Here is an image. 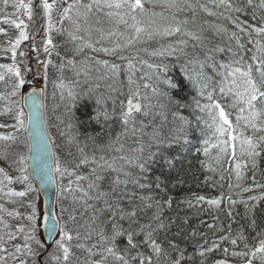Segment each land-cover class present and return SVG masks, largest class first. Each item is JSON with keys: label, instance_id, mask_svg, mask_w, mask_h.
Returning a JSON list of instances; mask_svg holds the SVG:
<instances>
[{"label": "trees", "instance_id": "1", "mask_svg": "<svg viewBox=\"0 0 264 264\" xmlns=\"http://www.w3.org/2000/svg\"><path fill=\"white\" fill-rule=\"evenodd\" d=\"M193 1H196L195 3L201 7V11L198 10L194 13L199 23L197 26L193 25L192 19L186 28L199 34L201 42L185 37L188 39L185 48L187 56L177 53L175 56L159 57L151 56L150 53L166 47L168 44L175 45L178 37L154 35L149 40L144 36L141 41L135 42L118 53L123 56L137 57L133 61L135 68L131 73L127 69V61L117 59L114 55H106L102 51L93 52L88 48L79 53L76 51L77 46L89 40L98 49L101 47L111 48L116 43L124 44L126 42L125 37L132 35V29L125 28L123 24L117 26L114 17L110 18L105 15L108 11L122 10L105 8L101 12H96L94 9L89 14L88 24H85L83 17L77 21L75 10L69 13L71 19L64 18L62 20L60 19L62 16L57 19V22L62 20V24L59 26L62 31V41L73 46L65 56V58L68 57L64 60L66 64L60 60V67L63 66L65 70V75L62 77L64 87H57L56 89L58 90L56 100H58L59 118L58 126H54L56 132L62 136L59 135L60 141H56L55 144L58 161L59 163L62 162V169L67 167L69 171L74 172L72 176L67 173L63 175L59 173L58 175L59 215L63 224L62 228H68L73 235V240L70 242L72 256L70 255L69 261L74 258L76 264H78V259L79 264H85L88 260H101L100 253L103 252L105 245L100 234L103 232L105 236H111L112 231L110 223L112 217L105 206V200H107L113 207L119 204L125 211L131 210L132 207L139 209L145 203H152V208H145L143 211L138 210V219L141 225L152 222L153 214L157 211L160 212L168 227L154 235L157 242L161 243L163 251L159 257H156L146 245H142L139 249L146 256H152L153 264H173V261L178 258L181 260V264H247L249 259L252 260V264H261V254L256 253V256L252 257L251 253L259 247V241L264 239V142L260 140V137H264V131H258L251 126L246 127L244 120H241L236 127L235 134L239 138H250L260 146L257 149L260 151V155L256 157H250L247 155V151H241V143L235 147L236 155H243L244 157V161L239 163L241 175L237 179V163L232 166L229 165L227 163L230 162L228 157L227 159L221 158L220 162L217 163L215 157L219 153V149L213 145L217 143L218 138L216 134L212 138L209 137L208 131L214 132L215 129L208 127V124L211 123L208 110L201 111V107L211 103L207 96L212 94L214 100L218 101L231 114L230 119L236 125L238 108L232 107L234 97L227 93L231 78L228 80H225V77L217 78L219 71L216 68L220 64H217L216 60L228 63L230 59L228 51L231 49V51L242 52L241 55L246 57V63L244 62L246 66L254 65L251 56L255 51V42L259 40L264 44V36L258 35L252 29L264 27V22H257L259 8L264 6V0H251V4L248 3V0H225L223 4L220 3V0H186L187 3ZM11 2L13 0H9V4ZM80 2L88 3L90 0H80ZM165 3L166 0H156L155 6L146 3L145 8L149 14L155 11V7H158L164 11L163 15L165 16L180 15L177 13V9L164 7ZM229 3L232 5L231 8L227 7ZM182 7H185V4H182ZM208 7L214 11V16L219 11L229 12L233 15V20L224 23L218 22L214 18V22H212L214 25L211 26L212 23H207L210 20H206V11H204V8L208 9ZM37 8L38 5H35L36 12ZM237 8L240 11H236ZM14 12V8H4L2 0H0V25L5 19L9 20ZM41 16L43 15L41 14L37 19L38 31L40 27H44V22L39 21ZM147 18V16L141 17V19ZM155 20L157 25L166 26L167 24L161 22L158 17ZM74 21L80 24L82 28L80 32H76ZM131 23L132 21L129 19V25ZM88 28L91 29L90 34L84 30ZM241 28H244L245 31L242 32ZM97 29L105 33L115 30L124 35L118 38L112 37L96 44L95 42L100 38V32ZM246 31L252 33L250 39L254 40L253 44L249 43L244 49L236 42L231 44ZM69 33L83 38L85 35L87 38L82 41H73ZM34 37H37V41L41 44L44 43V34L41 33ZM193 45L197 46L194 48ZM249 48L251 50L247 52ZM215 49H223V51H216ZM193 56L198 58L204 67L201 69L199 64H187L188 74L192 76L190 81L181 68ZM28 57L35 62L32 59L33 56L25 54L24 58ZM17 59L19 63L22 61L21 56ZM69 60L74 63H69ZM96 61H108L109 64L120 65L119 74L112 77L111 73L102 64H97ZM141 61H146L147 64L167 65L168 70L166 73L158 72L148 68L147 64H143ZM129 74H132L137 83L141 85L146 82L156 87L157 95L155 96L151 93V89H142V92L147 91L152 96L151 102L155 107L148 117L134 113L137 131L133 134L131 125H129L128 134L126 136L121 135L120 141L117 143L116 136L124 132V126L119 119V105L122 100L126 101ZM141 76L146 77V79L141 80ZM253 77L256 82L261 81L259 74L255 71H253ZM165 79L171 80L176 87H168L163 82ZM12 82L6 77L0 81V97H2L0 98V124L3 125H7L4 117L11 124L12 111L8 112L6 109L14 110L15 105L19 106V96L10 95ZM257 84L260 85L258 82ZM260 86L264 90V85ZM222 87L225 89V95L220 92ZM69 90L73 93L72 96L68 95ZM121 91L125 95H121ZM97 100L101 102L98 104ZM256 109L261 115L255 120V123L258 128H264V103L257 101ZM113 110H115L113 119L105 121L101 117L99 122L93 119L97 111H107L112 115ZM242 115L247 116V111ZM181 117L183 120L180 119ZM141 121H143V132L140 131ZM181 128H183V132L179 131ZM154 131L157 133L160 142L152 139ZM241 133H243L242 136ZM185 136L188 140L187 144L183 142ZM177 137L180 139L173 142L174 138ZM70 138L71 144L68 143ZM205 140L208 141L207 144L204 143ZM77 145L84 148L85 154L89 158L95 157L98 163H89L76 168L75 164L80 159ZM121 145H123V150L116 151ZM141 145L144 147L142 156L139 151H133L139 149ZM205 147L209 150L207 156L203 152ZM243 147L247 148L246 145ZM69 151L72 152V156H68ZM149 153H155L154 160H147ZM4 154L6 155V152ZM100 156H104L108 163H113L117 171L114 172L107 167L103 169L98 167V164L105 162L100 161ZM120 156L132 159L133 163L129 164L127 160H120ZM201 156H203L202 160H200ZM142 159L147 160V170L143 173L136 167V162ZM166 160H172L173 165L169 166L165 162ZM253 160H255V167L248 170L246 165H253ZM0 168L5 172L6 168L1 164ZM93 168H96V174L102 176L103 179L96 180L92 174ZM125 172L129 173V176L126 177L123 174ZM25 175H27L26 171L20 172V179ZM76 176L86 177V179L77 181ZM117 177L121 181L128 180L127 187L123 183L115 186L113 182ZM158 177L159 182H162L161 188L155 187ZM9 179H5V175L0 173V207H4L1 211L5 209L7 198L10 197L9 191H12L10 184L5 182ZM134 179H139L142 184L150 185V187L141 188L131 182ZM70 181L71 184H69ZM92 182L97 187L89 188V183ZM27 183L30 184L29 180ZM7 187L10 188L6 192ZM69 187L72 191H65ZM113 187H116L115 193H112ZM84 192H87L88 196H84ZM100 193H109V195L97 199ZM239 195L241 196L238 197ZM142 196L152 199L141 201L140 197ZM201 196L204 197V200H198V197ZM242 196L243 198H241ZM117 197L123 198L117 199ZM62 198H65L64 201ZM212 199L219 200V205L207 203L208 200ZM236 199L243 200V202L233 204ZM167 200H171L170 206L165 203ZM157 201L160 202L159 209L156 206ZM101 209L104 210L101 211ZM5 215L1 213L0 220L4 219ZM38 215H36L35 224H37ZM70 216H75V220L70 219ZM120 223L125 228L128 227L127 221H120ZM209 225L213 227H209ZM138 226L133 225V227ZM153 226H155L154 223ZM89 230H91V237L85 239ZM5 233V227L1 228L0 226V264H6L9 257L10 259L21 260L23 256L21 255L22 251L20 253L15 251L14 245H18L20 248L22 246V243L17 240V235L13 244H9L8 236ZM77 233H79V239L76 238ZM135 239L142 241L143 236ZM233 239L237 241L235 245L231 243ZM77 244H83L85 248H78L76 247ZM93 244L97 245V248L93 249L96 254L90 256L86 249ZM172 244H175L176 247L173 248ZM124 245L125 239L120 238L117 246L121 251H123ZM3 249H7V251ZM208 249L212 250L208 251ZM201 252L204 253L203 256L200 255ZM242 252L249 253V255L233 254ZM213 253L215 256L212 257ZM44 262H46L45 258L40 259L39 264H45ZM105 264H115V262L112 257H109Z\"/></svg>", "mask_w": 264, "mask_h": 264}, {"label": "snow or ice", "instance_id": "2", "mask_svg": "<svg viewBox=\"0 0 264 264\" xmlns=\"http://www.w3.org/2000/svg\"><path fill=\"white\" fill-rule=\"evenodd\" d=\"M2 3L5 7L8 6L9 0H2ZM56 3V0H53V3H49L48 0H40L39 7L42 8L43 13L45 17L48 18V27L49 29L52 28L51 24V13L52 9L54 7V4ZM152 4L153 6L156 5V0H90L88 3H81L80 0H73L71 4H68L66 8L63 9L62 14V20L64 18H69V13L75 10V15L77 18V21L83 17L85 24H88V17L89 14L93 12L95 9L96 12H101L103 9H118L122 11L112 12L108 11L105 13L110 18L116 19V24L119 26L120 24H123L125 28H131L132 29V35L125 37V43L120 44L116 43L113 47H101L96 48L95 45L89 40L88 42L83 43L82 45L77 46L76 51L83 52L85 48L91 49L93 52L95 51H102L106 55L111 54L117 57V59L125 60L127 61V69L131 73L135 65L133 63L134 60L137 59L136 56L128 57L119 55V51H122L124 48H127L128 46L134 44L137 41H141L142 37L146 36L149 40L153 38L154 35H159L163 37H173L177 36L178 39L174 44H168L166 47H162L160 49L154 50L150 53L151 56H175L177 53L183 54L187 56L188 54L185 52V48L188 44V39L201 42V36L197 34L196 32L189 31L185 26L189 23L187 19L182 21H177L175 17L173 16L172 21L167 23L166 26H160L156 24L155 18L157 16L163 17V13H148L145 4ZM220 3H225V0H220ZM248 3L251 4V0H248ZM166 8H175L178 11H184V8L180 7L179 3H177V0H166V3L163 5ZM12 7L16 10L14 13H12L13 16H17L21 10L24 11V13L27 15L28 20H32L33 18V0H28V3H25L24 0H13ZM187 7L195 13V9L191 4H188ZM227 7L231 8L232 5L229 3L227 4ZM204 11H208L207 8H204ZM236 11H240L239 8L236 9ZM212 13L209 12V15ZM147 16V19H141V17ZM129 19L132 21V23L129 25ZM4 23H10L14 25L17 29L27 28V25L24 23L23 20H7L5 19ZM75 29L76 32H80L82 30L80 24L78 22H75ZM99 23V21H97ZM85 31H88L90 34L91 29H84ZM242 32L245 31L244 28L240 29ZM3 30L0 29V32ZM98 32H100V38L95 42L96 44L101 43V41L112 38V37H121L124 34L120 33L115 30H110L107 33L103 32L100 29H97ZM252 31L257 33L258 35L264 36V27H256L253 28ZM71 39L73 41L76 40H83V37L77 36L73 33H69ZM179 37H187L188 39H183ZM28 33L24 30H21L19 32V36L15 39V43L12 45V57L13 60H15L16 56V48L19 46L22 40H27ZM47 44L51 45L52 40L49 38L47 40ZM197 45H193L195 48ZM242 48L243 45H240ZM216 51H223V49H215ZM45 52L49 51V48L45 46L44 48ZM147 51V49H145ZM231 51V49H229ZM179 58V57H177ZM211 58L210 56L208 57ZM251 60L254 62L253 64H249L247 70H241L240 68H231L230 64H223L221 63L219 65L220 68L229 69L230 71H227L225 80H228V78H231L230 80V86L227 88V93H230L234 97V102L232 104L233 108H238V114L236 116V125L233 124V122L230 119V113L226 111L225 107L222 106L218 101L214 100V97L212 94H209L207 96V99L211 102L207 105H203L201 107V111H204L205 109L208 110V116L211 120V123L208 124V127L215 129V134L217 136V143L213 145V147H216L219 149V153L215 157L217 163L220 162L222 156H227L229 154V149H231V156L235 157V141L239 138L236 133V127L239 125V122L241 120L245 121V126H251L253 129H256L258 131H264V128H258L257 124L255 123V120L261 115V113L256 109V102L260 101L264 103V90H262V87L257 84L256 80L253 77V71L259 74L261 81L264 82V44H262L259 40L255 42V51L252 53ZM69 63H74L72 60H69ZM97 64H102V66L108 70V72L111 73L112 77H116L119 74L120 71V65L116 63L109 64L108 61H96ZM143 64H147L146 61H141ZM187 64L196 65L199 64L200 68L203 69L204 64L198 60L195 56L193 58L187 60L185 62V65L182 66L181 70L184 71L185 76L191 81L192 76L188 74L187 71ZM0 67H4L7 69L8 73H11L15 76L16 81L12 85V91L10 92L11 96L17 95V89L22 87L25 83L23 77L21 76L20 69L18 67H12L8 65H0ZM147 67L150 69H155L158 72H167L168 68L167 65H154V64H147ZM195 71V69H193ZM5 77L3 74H0V81L4 80ZM141 80H145L146 77L141 76ZM168 87H176L172 83L171 80L165 79L163 81ZM128 83V91L126 94V101L120 102V115L119 119L122 125L124 126V132L122 134H118L116 136V142L118 143L120 141L121 135H127L129 131V125H131V131L133 134L137 131L135 124V116L134 113H138L140 115H143L144 117H148L151 114V110L155 107V105L152 104V96L148 94L147 91L151 89V93L153 95L157 94L156 87L152 86L149 83H143L142 85L137 83V81L133 78L132 74L128 75L127 78ZM58 87L63 88L64 84L61 81V83L58 85ZM111 87V86H109ZM220 92L222 95H225V89L222 87L220 89ZM121 95H125L123 91L120 93ZM202 94V93H201ZM63 95V94H62ZM69 96H72L73 93L71 90L68 92ZM2 98V97H0ZM24 104L27 106L29 105V98H23ZM101 101L97 100V103L99 104ZM31 105L35 107V101H31ZM6 111L11 112L12 109L8 108ZM247 111L248 115L244 116L242 115ZM115 115V110H113V114L110 115L107 111H97L96 116L93 117L94 120L97 122L100 121L101 117L105 121L109 119H113ZM15 124L11 125V127L15 128L17 132L23 131L25 133L32 132L34 128L37 126V116L36 113L30 111L27 114V117L25 116V112L23 110V107L18 109L15 112ZM183 120V117L180 118ZM141 129L140 131L143 132V121H141ZM8 125L0 124V127H7ZM180 132H183V128L179 129ZM241 136L243 133L240 134ZM223 137H227L226 139H221ZM152 139L154 141H158L157 133L154 131L152 134ZM180 139V137L174 138L173 142H176V140ZM0 140H15L14 135H7V136H0ZM261 142H264V137H260ZM183 142L185 144L188 143V140L185 137H183ZM43 140L41 138L40 144H43ZM69 144L72 143L71 138L68 141ZM205 144L208 143L207 140L204 141ZM242 148L241 151H247V155L250 157H256L260 155V151L257 149L260 147L259 144H256L252 141L250 138H245L240 141ZM246 145L247 148L245 149L243 146ZM78 151L80 153V159L79 162L75 164L76 168H79L81 165H86L89 163H98L95 159V157L89 158L85 154V150L82 147H79L77 145ZM33 149L31 146H29V152H31ZM123 145L120 146V148H117L116 151H122ZM42 148L37 146V157L36 159L38 161H41L44 167H47L46 161L42 158ZM133 151H139L141 153V156L144 152V147L141 145L139 149H134ZM204 155H208V148L205 147L203 149ZM72 152H68V156H72ZM100 161H105L104 156H100ZM120 160H127L129 164L133 163V160L126 157V156H120ZM155 159V153H149L147 160H154ZM147 160H138L136 162V167L140 169L141 173L145 172L146 169V163ZM169 166L173 165L172 160H166L165 161ZM19 164L25 163V157L23 155L20 156ZM98 167L101 169L107 167L111 169L112 171H117V168L114 166L113 163H108L105 161L103 164H98ZM253 167H255V160H253ZM240 168L241 165L239 163L236 164L237 169V179L240 178ZM214 171V169H212ZM21 171H27L26 168H22ZM55 171L57 173H60L63 175L64 173H67L69 176L74 175V172L69 171L67 167L61 168L59 161L57 160L55 164ZM96 168L92 169V174L96 177V180L103 179L102 176L96 174ZM0 173H3V169L0 168ZM126 177L129 176V173L125 172L123 173ZM5 175V179H8L7 174ZM29 177L27 175L22 176V181H27ZM86 179V177L82 176H76V180H82ZM157 183L155 185L156 188H161L162 182H159V177L157 178ZM10 182V181H9ZM133 184L139 185L141 188L143 187H150V185H145L140 182L139 179H134L131 181ZM124 184L125 187H127V184L129 183L128 180L121 181L119 177H117L113 184L115 186H119L120 184ZM71 184V181L69 182ZM239 186V185H237ZM97 187L94 182L89 183V188ZM32 186L31 184L28 185V189L31 190ZM248 190V189H246ZM65 191L71 192V187L65 189ZM116 192V187L112 188V193ZM8 195L11 196H18V197H24L26 195V191H9ZM84 196H88L87 192L83 193ZM109 193H100L97 196V199H100L102 197L108 196ZM91 198V197H89ZM123 197H117V199H122ZM141 201L148 200L150 201L151 197H140ZM253 199H256L253 197ZM198 200H204V197H198ZM169 206L171 205V200L165 201ZM207 203L210 205H219V200H208ZM31 207V205H29ZM105 206L109 210L112 220L111 223V236H105L103 232H101V240L104 242L103 252L100 253L101 260H88L85 262V264H105V261L108 260L109 257H112L115 264H153L152 256L151 255H145L143 252H141L139 249L142 247V245H146L148 248L151 249V253L154 254L156 257H159L161 252L163 251L161 243L157 242V239L155 238V233L158 231L165 230L168 225H166L161 217V214L159 211L153 214L152 216V222L148 224H139L138 219V210L143 211L145 208H152V203H145L142 208L138 207H132L131 210L125 211L124 208H121L119 204H116L115 207L113 205L109 204L107 200H105ZM157 209H159L160 202H156ZM191 206V205H190ZM104 209H101L103 211ZM11 215V213H9ZM29 222L33 221L35 219V212L27 217ZM70 219L75 220V216H70ZM93 220H95V217H93ZM120 221H127L128 227L125 228ZM153 223L155 226H153ZM253 223H255L253 221ZM133 225H139L138 227H133ZM29 227L34 232V226L29 224ZM58 227L57 225L53 226V230ZM209 227H213L212 225H209ZM19 232H24V228L20 227L17 229ZM61 233V239L57 241V247L61 255H53L52 258L56 261H60L61 259L64 261V264H67L69 261L70 255H72L70 251V242L73 240V235L71 230H68L65 228H60ZM10 238L15 239V237L11 236V233H9ZM143 236L142 241L135 239L136 237ZM91 237V230L88 232V236L85 237V239H89ZM77 239H79V233H77L76 236ZM120 238L125 239V245L123 248V251H121L118 246V240ZM28 240H32L37 245L36 248H33V246L29 243H27ZM25 245L24 248L26 249V254L30 257H41L43 258V253L41 249H43L44 245L40 243L39 240L35 238L34 235L30 232L25 237ZM233 245L237 243L235 239L231 241ZM16 253L21 252V248L18 245H14ZM76 247L84 249L85 246L83 244H77ZM172 247L175 248V244H172ZM97 248L96 244H93L90 248H87L86 251L89 253V255H95L96 253L93 252V249ZM4 251H7V249H3ZM212 249H208V251H211ZM225 252H227V249H225ZM256 253H260V260L261 264H264V239H261L259 241V247L256 248L255 252L251 253L252 257L256 256ZM234 255H240V256H248L249 253L242 252V253H233ZM201 256L204 255L203 252L200 253ZM20 264H27L26 261L21 260ZM32 264H38L36 260L32 261ZM47 264V262H45ZM173 264H181V260L178 258L173 261ZM247 264H252V260L249 259L247 261Z\"/></svg>", "mask_w": 264, "mask_h": 264}, {"label": "rangeland", "instance_id": "3", "mask_svg": "<svg viewBox=\"0 0 264 264\" xmlns=\"http://www.w3.org/2000/svg\"><path fill=\"white\" fill-rule=\"evenodd\" d=\"M24 2L28 3V0H24ZM39 2L40 0H33L32 20H28L27 15L24 13L23 10H21L17 16L12 15L9 17V20L12 19L23 20L24 23L27 25V28L17 29L14 25L4 22L0 25V29L3 30L2 32H0V65L18 67L20 69L21 76L25 81L23 86L32 83L33 80L35 79H40L43 82L42 88L44 89L45 92L46 122L50 128L49 130L52 140L56 142L58 141V139H60V136L58 137V135L60 134H58L59 132L58 133L56 132L54 127L55 125L58 126L57 121L59 118L58 106H57L58 100H56L58 95V90L56 89L58 85L61 83L62 77L65 75V70L63 69V66L61 65L62 67H60V60L64 61L66 58H68V57L65 58V56L67 55L68 50L73 47L71 44L62 41V31L59 29L60 24H62L61 23L62 20H59L57 22V19L60 16L62 10L67 6L69 0H56V3L54 4L51 13V24H52L51 29H49L48 27V18L45 17L42 8L38 6L37 12L34 9V6L39 5ZM48 2L53 3V0H48ZM12 3L13 2L8 4L7 7L4 6V8L13 9ZM41 14L43 16H41L39 21L44 22V27L43 26L40 27V30L38 31L36 24H37V19ZM21 30L26 31L28 33L29 38L27 40L21 41L19 46L16 48V56H15V60H13L12 45L15 43V39L19 36V32ZM41 33L44 34V38H45L43 44L37 41L38 40L37 37H34ZM49 38H51L52 40L51 45L47 44V40ZM85 38L87 37L84 35L83 40H85ZM45 46L49 48L48 52L44 51ZM25 54L33 56L32 59L35 62L31 61V58L29 57L24 58ZM20 56L22 57V61L19 63L17 58H19ZM64 63L66 64L65 61ZM0 74H3L4 77H6V79L9 80L10 82L13 81L12 83L16 81L15 76L11 73H8L7 69L4 67H0ZM22 87L17 89V95L19 96L20 100H19V106L15 105L14 110H12V116L10 119V123L12 125L15 124V119H14L15 112L22 107L21 106ZM4 118L8 126L7 128L0 127V133L2 134L0 136L14 135L15 140H0V164L6 168L5 172L1 173V175H4L6 173L7 177L10 178L9 179L10 182L9 181H5V182L7 184H10L12 191L14 189H15L14 191L16 192L26 191V195L24 197L10 195V197L7 198L5 209L1 211L2 208L4 207H0V214L1 213L6 214L4 216V219L0 220V226L1 228L5 227L6 229L5 235L8 236L7 241L9 244H13V240H14L10 238L9 233H11L12 237H15L17 235L18 242L22 243L21 255L23 256L21 260L26 261L27 264H32L33 260L40 259L41 257H30L26 254V249L24 248V245L26 243L25 237L31 232L32 235H34L35 238L39 240L41 244L44 245L38 231V226L37 224H35L36 215H38L37 204H39L40 201L38 199L37 191L34 188H31V190H29L28 189L29 184L27 183V181H22L19 176L20 172H22L21 169L27 168L28 152H27L24 132L23 131L17 132L16 129L13 127L11 129L8 128L10 125L9 120L6 117ZM5 152L6 155L4 154ZM21 155L25 157V163L22 165L18 163ZM60 163L62 168L63 166L62 162L60 161ZM8 188L10 187H7L6 192L8 191ZM62 199L64 201L65 198ZM29 205H31V207ZM33 211L35 212V219L29 222L27 217L31 215ZM9 213H11V215H9ZM30 223L32 226H34L35 229L34 232L29 227ZM20 227L24 228V232L17 231V229ZM60 239H61V235L58 238V240H56V242L51 247V249L47 250L45 245L43 249H41L43 253V258L46 259L47 264H64V261L62 259L60 261H56L52 258L53 255H61L57 247V241H59ZM27 243L31 244L33 248L37 247L35 242L32 240H28ZM21 260L10 259L9 257V259L6 260L7 261L6 264H18V262ZM67 264H76L74 262V258L71 261H68ZM78 264H79V259H78Z\"/></svg>", "mask_w": 264, "mask_h": 264}, {"label": "water", "instance_id": "4", "mask_svg": "<svg viewBox=\"0 0 264 264\" xmlns=\"http://www.w3.org/2000/svg\"><path fill=\"white\" fill-rule=\"evenodd\" d=\"M40 80L33 81L32 85L22 88V107L26 115L32 111L37 116V126L32 132L26 133L28 143L27 168L32 183L36 186L41 200V218L39 230L46 246L51 247L60 234L61 223L57 214V179L55 174V158L50 138L47 133L44 119V92L40 87ZM29 98V105L24 104L23 98ZM35 101V107L31 101ZM43 144H40V140ZM29 146L32 151L29 152ZM37 146L42 148V158L47 163L44 167L41 161L36 159ZM58 227L53 230V226Z\"/></svg>", "mask_w": 264, "mask_h": 264}, {"label": "bare ground", "instance_id": "5", "mask_svg": "<svg viewBox=\"0 0 264 264\" xmlns=\"http://www.w3.org/2000/svg\"><path fill=\"white\" fill-rule=\"evenodd\" d=\"M196 1H193V2H190V3H187L186 2V0H177V3H179V5H180V7H182V4H185V7H182V8H184V11H178L177 10V13H180V15H169V16H165V15H163V17L161 18L160 16H157L160 20H161V22L163 21L164 23H169V22H171L172 21V18H173V16L175 17V19L177 20V21H182V20H185V19H187L189 22H190V20H192L193 22H192V24L193 25H198V23H199V20L198 19H196V17H195V14L193 13V11L191 10V9H189L188 7H187V5L188 4H191L192 6H193V8L195 9V12H197L198 10L199 11H201V7H199L196 3H195ZM210 6V5H209ZM259 8V7H258ZM155 9V13H163L164 11L162 10V9H160V8H154ZM208 9H210L211 10V8L210 7H208ZM260 9V12L258 13L259 14V16H258V18H257V22H264V6H262L261 8H259ZM209 10V12L210 13H212L211 15H209V12H206V20L208 19V20H210V22H207L208 24H210V23H212V22H214V18L215 19H217L218 20V22H224V23H228V22H230V21H232L233 20V15L232 14H230L229 12L227 13V12H216L215 13V16H214V11H210ZM164 14V13H163ZM203 14V13H202ZM204 15V14H203ZM260 16H262V17H260ZM201 17H205V16H201ZM260 17V18H259ZM159 20V21H160ZM189 24V23H188ZM191 25V24H190ZM202 25H204V24H202ZM214 24L212 23V25L211 26H213ZM185 27H187V25L185 26ZM194 27V26H193ZM251 35H252V33L251 32H248V31H246V32H244V33H242V35H240L238 38H237V41H233V42H231V44H234L235 42L237 43V45H243V49L245 48V47H247L248 46V44L249 43H252L253 44V42H254V40H252V39H250V37H251ZM179 38H183V39H185V37H179ZM251 49L249 48V49H247V52H249ZM242 54V52L241 51H238V50H234V51H228V55H229V61H228V63H225V62H222V61H220V60H216V63L217 64H221V63H223V64H230L231 65V68H240L241 70H247V66H246V64H244V62H245V60H246V57L245 56H243V55H241ZM246 63V62H245ZM231 68H229V69H224V68H220L219 66L216 68V70L217 71H219L218 73H219V75H218V77L217 78H221V77H225L226 76V73H227V71H230L231 70ZM260 85H264V82H262V81H257ZM157 95V94H156ZM153 96H155V95H153ZM210 123V122H209ZM209 133H208V135H210L209 137L210 138H212V137H214L215 136V130H214V132L213 131H208ZM227 157L229 158V161L230 162H227L229 165H235L236 163H241L242 161H244V157H243V155L242 156H240V155H235V157L233 158L232 156H231V154H228L227 156H222L221 158L222 159H227ZM202 158H203V156H201V158H200V160H202ZM253 167V165L252 164H248V165H246V168L249 170V169H251ZM241 195H239L238 197H240ZM241 198H243V196L241 197ZM241 202H243V200H239V199H236V200H234L233 201V204H239V203H241ZM61 225H63L62 224V222H61ZM213 256H215V253H213L212 254V257Z\"/></svg>", "mask_w": 264, "mask_h": 264}]
</instances>
